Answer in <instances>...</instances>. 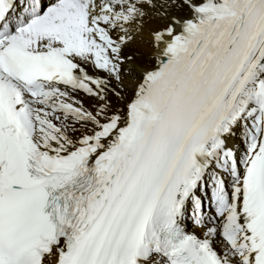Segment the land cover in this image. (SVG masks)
<instances>
[{"label":"snow or ice","instance_id":"1","mask_svg":"<svg viewBox=\"0 0 264 264\" xmlns=\"http://www.w3.org/2000/svg\"><path fill=\"white\" fill-rule=\"evenodd\" d=\"M0 264H264V0H0Z\"/></svg>","mask_w":264,"mask_h":264}]
</instances>
